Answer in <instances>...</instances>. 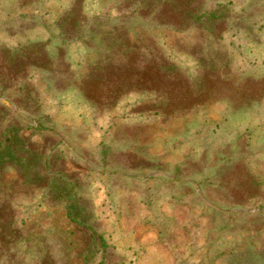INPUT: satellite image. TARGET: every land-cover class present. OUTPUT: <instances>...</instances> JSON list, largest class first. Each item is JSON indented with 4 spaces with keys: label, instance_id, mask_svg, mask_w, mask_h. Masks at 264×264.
Returning <instances> with one entry per match:
<instances>
[{
    "label": "rangeland",
    "instance_id": "1",
    "mask_svg": "<svg viewBox=\"0 0 264 264\" xmlns=\"http://www.w3.org/2000/svg\"><path fill=\"white\" fill-rule=\"evenodd\" d=\"M161 1L0 0V264H264V0Z\"/></svg>",
    "mask_w": 264,
    "mask_h": 264
},
{
    "label": "trees",
    "instance_id": "2",
    "mask_svg": "<svg viewBox=\"0 0 264 264\" xmlns=\"http://www.w3.org/2000/svg\"><path fill=\"white\" fill-rule=\"evenodd\" d=\"M189 3H195L196 5L192 7H183L185 4L188 5ZM161 4L165 8L164 11L160 13L163 21L177 25L178 27L191 23H206L215 26L224 23V21L228 19L229 9L226 5L222 4H218L210 10L202 12L201 0H162ZM73 27L74 29H78L77 22ZM14 137L16 136L12 137L6 135L5 138L0 141V165L9 159L8 157L13 156L11 145L13 144L12 139H14ZM38 170L34 171V173L38 174ZM54 188L57 191V187ZM60 192L62 193L61 197L64 198L66 216L69 220L76 223H84V217H82V214H80L77 209V198L74 188L64 186L61 188Z\"/></svg>",
    "mask_w": 264,
    "mask_h": 264
}]
</instances>
